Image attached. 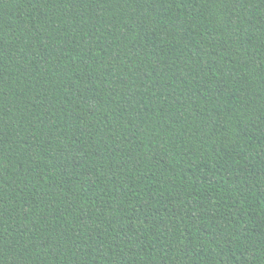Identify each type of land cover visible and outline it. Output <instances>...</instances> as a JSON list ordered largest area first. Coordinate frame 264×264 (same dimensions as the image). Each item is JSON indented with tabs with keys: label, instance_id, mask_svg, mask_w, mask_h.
I'll return each mask as SVG.
<instances>
[{
	"label": "trees",
	"instance_id": "obj_1",
	"mask_svg": "<svg viewBox=\"0 0 264 264\" xmlns=\"http://www.w3.org/2000/svg\"><path fill=\"white\" fill-rule=\"evenodd\" d=\"M0 264H264V0H0Z\"/></svg>",
	"mask_w": 264,
	"mask_h": 264
}]
</instances>
